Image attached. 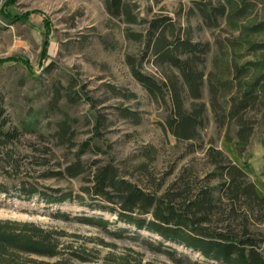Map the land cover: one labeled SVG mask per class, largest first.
<instances>
[{
	"label": "trees",
	"instance_id": "obj_1",
	"mask_svg": "<svg viewBox=\"0 0 264 264\" xmlns=\"http://www.w3.org/2000/svg\"><path fill=\"white\" fill-rule=\"evenodd\" d=\"M186 1L190 4L188 19L197 16L208 28L224 23L236 32L219 42L218 54L208 71L205 63L211 44L194 39L189 25L182 26L167 14L140 16L136 0H104V5L109 15L143 25L142 31L126 33L144 45L138 56L127 54L126 63L150 98L163 107L161 128L184 144V155L200 150L202 157L192 156L169 180L174 166L160 177L154 174V145L143 146L142 158L131 171L112 157L93 159L86 167L81 156L87 151L99 152L101 147L96 142L103 138L102 129L112 123L109 113L102 109L111 107L118 117L135 125L142 121L138 109L121 105L95 109L96 102L89 98L90 137L76 144L70 118L62 115L55 122L58 143L78 145V150L63 171L50 175H84L79 192L32 183L26 187L23 181L19 188L26 199L38 195L47 203L76 201L111 212L118 221L160 236L158 242L142 238V243L177 264L207 262L192 261L175 246L220 264H264V193L257 190L244 168L215 145L214 139L205 141L201 135L208 122V108L216 129L228 142L237 139L248 146L264 128V0ZM144 61L160 68V76L144 71ZM109 88L114 96L136 98L134 92L112 85ZM63 95L56 89L49 107L55 110ZM5 126L6 122L0 120V151L19 135L17 128ZM246 146H239V150L245 151ZM132 171L142 178L133 179ZM0 191L8 190L0 187ZM58 215L67 216L62 212ZM78 219L115 237L126 236L124 228L110 230L109 220L102 215ZM61 235L62 231L30 221L0 220V264H79L91 260L86 249L61 245ZM129 258V253H108L105 262L131 264ZM135 260L140 264V257Z\"/></svg>",
	"mask_w": 264,
	"mask_h": 264
},
{
	"label": "rangeland",
	"instance_id": "obj_2",
	"mask_svg": "<svg viewBox=\"0 0 264 264\" xmlns=\"http://www.w3.org/2000/svg\"><path fill=\"white\" fill-rule=\"evenodd\" d=\"M136 1L140 16L170 15L182 26L189 25L194 39L209 41L211 51L206 58V71L218 54L219 42L236 35L224 23L208 28L197 16L188 19L186 10L190 4L186 0ZM143 28L109 15L104 0H0V120L6 122L5 128H17L19 134L0 151V187L8 190L0 191V220L30 221L62 231L61 245L88 251L91 260L78 261L79 264H108L105 262L108 253L116 256L129 253L131 264L136 263V257L141 258L140 264H177L142 243V238L158 242L162 240L160 236L118 221L111 212L76 201L47 203L38 195L26 199L19 188L23 181L26 187L32 183L79 192L85 183L84 175L74 178L50 175L52 171H63L78 150V145L58 143L55 122L62 115L68 116L75 130L73 141L79 144L92 135L88 118L93 100L95 109L113 105L138 109L142 121L135 125L118 117L111 107L102 109L109 113L112 123L102 129L103 138L96 142L101 147L99 152L87 151L81 156L86 167L93 159L112 157L116 164L131 171L142 158L143 146L154 145L157 149L152 163L154 174L160 177L174 166L169 180L192 156L202 157L200 150L183 154L184 144L177 143L159 124L165 113L163 107L150 98L131 74L125 57L138 56L144 45L126 33ZM143 70L160 76V68L148 61L143 62ZM109 85L134 92L136 98L114 96ZM56 89L65 95L53 110L49 102ZM204 94L206 98V89ZM207 117V125L201 130L203 139H214L217 147L245 169L261 193L259 175L264 171L259 166L264 161V128L246 146L237 139L225 140L223 132L216 129L209 108ZM239 146L247 149L242 152ZM132 172L133 179L142 178L137 171ZM85 215H102L109 220L110 230L124 228L126 236L115 237L78 219ZM175 247L186 252L192 261L220 264L206 261L189 249Z\"/></svg>",
	"mask_w": 264,
	"mask_h": 264
},
{
	"label": "crops",
	"instance_id": "obj_3",
	"mask_svg": "<svg viewBox=\"0 0 264 264\" xmlns=\"http://www.w3.org/2000/svg\"><path fill=\"white\" fill-rule=\"evenodd\" d=\"M242 167V166H241ZM259 167H262L263 171H264V161L261 162L260 166ZM243 168V167H242ZM260 176V185L263 189V191L261 192L262 194L264 193V172H261V174L259 175Z\"/></svg>",
	"mask_w": 264,
	"mask_h": 264
},
{
	"label": "bare ground",
	"instance_id": "obj_4",
	"mask_svg": "<svg viewBox=\"0 0 264 264\" xmlns=\"http://www.w3.org/2000/svg\"><path fill=\"white\" fill-rule=\"evenodd\" d=\"M259 165V164H258ZM254 167V166H253ZM260 169V168H259Z\"/></svg>",
	"mask_w": 264,
	"mask_h": 264
}]
</instances>
